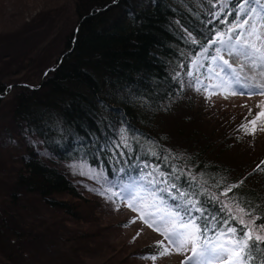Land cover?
<instances>
[{"label": "trees", "instance_id": "16d2710c", "mask_svg": "<svg viewBox=\"0 0 264 264\" xmlns=\"http://www.w3.org/2000/svg\"><path fill=\"white\" fill-rule=\"evenodd\" d=\"M217 1L77 0L79 22L67 50L42 83L21 85L25 89L16 97L14 121L27 138L39 141L20 159L9 205L36 197L50 210L83 221L78 207L61 197L86 199L56 166L74 160L102 173L110 184L143 168H158L170 186L176 185L169 199L175 210L188 217L187 200L204 209V215L189 212L201 229L207 227L203 239L226 231L225 221L243 230L223 204L234 214L237 204L245 209L255 228L264 224V171L241 174L225 164L214 151L226 139L205 135L207 145L192 139L189 148H173L164 125L182 101L191 63L223 31V21L214 19ZM8 88L0 83V98ZM232 185L238 186L228 191ZM179 192L186 195L181 198ZM2 209L0 242L12 241L22 252L24 230L13 227L17 222ZM253 256L249 264H264V250Z\"/></svg>", "mask_w": 264, "mask_h": 264}, {"label": "rangeland", "instance_id": "374dc122", "mask_svg": "<svg viewBox=\"0 0 264 264\" xmlns=\"http://www.w3.org/2000/svg\"><path fill=\"white\" fill-rule=\"evenodd\" d=\"M230 1L218 0L216 19L224 13L229 14L226 9ZM76 2L0 0V83L9 85L7 93L0 98V226L4 207L8 217H13L18 223L13 227L19 226L24 230L22 233L26 236L20 241L19 248L28 264H182L186 256L191 255L190 250L181 254L167 241L164 245L169 247V255L155 261L145 259L157 255V242L164 238L144 223L141 212L129 207L134 203L129 197L130 188L142 196H147L148 190L156 191L160 197L170 192L171 186L163 183L165 180L157 168L140 171L130 181L110 184L102 173L82 162L57 163L56 166L86 199L77 202L67 195L61 197L78 207L83 221L50 210L32 196L17 206L9 205L20 159L27 146L33 147V143L39 141L36 137L27 138L14 121L16 97L25 89L21 85L36 87L42 83L47 71L67 50V41L79 22ZM261 4L264 3L257 4L252 0L237 6L231 28L214 39L219 37L225 43H212L211 47L216 49L214 54H209L211 47L199 54L190 67L191 79L184 86L182 101L175 105L172 114L166 115L164 121L168 142L173 148H189L192 139L207 145L205 135L218 137L217 142L226 139L214 151L215 155L241 174L256 170L258 165L264 167L261 164L264 161V131L260 130L264 128V94H261L264 93V83L251 78L253 72L264 73V61L256 60V66L249 67L251 61L243 56L238 59L230 56L227 49L243 51L242 45L254 39L248 35L253 25L264 37V9H261ZM251 8L257 11L250 12ZM245 19L249 23L238 27ZM256 43L264 51V44ZM217 49L220 50L219 55ZM219 56L232 64L231 77L225 74L229 70ZM203 63H206L205 71ZM221 68L225 71H220ZM217 72H220L219 76ZM235 76H239V83ZM203 86L205 93H202ZM233 90L245 94L231 95ZM188 118L192 123L187 124ZM242 124L246 125L247 133L254 134L241 130ZM229 144L232 147H227ZM159 189H167V192ZM114 192L119 195H113ZM139 203L137 200L135 205ZM157 203L161 212L173 210L164 199L162 204L159 200ZM244 220L248 221L245 217ZM227 239L220 237L211 243H224L230 247ZM3 242H0V264H23V258L19 257L22 252H17L13 242Z\"/></svg>", "mask_w": 264, "mask_h": 264}, {"label": "snow or ice", "instance_id": "6c2138e0", "mask_svg": "<svg viewBox=\"0 0 264 264\" xmlns=\"http://www.w3.org/2000/svg\"><path fill=\"white\" fill-rule=\"evenodd\" d=\"M248 0H245L247 3ZM255 3L260 4V0H254ZM243 9V5H241ZM261 9H264V4H261ZM250 12L255 13L257 10L255 8L249 9ZM249 21L245 19L242 21L238 27H243L245 24H248ZM249 36H253L252 41H246L241 50L233 51L231 48L227 49L230 56H234L237 59L240 56H243L246 60L251 61L249 67L256 66V60L264 61V51L261 50V47L257 46L256 41H260L261 44H264V37L260 35L255 25L252 26ZM224 44L225 41L218 37V40L212 41L215 43ZM240 41L237 40V44ZM219 49L217 53L219 55ZM219 59L222 61V64L229 70L225 72L226 75L230 77L233 75L232 64L228 59H224L223 56H219ZM220 71H225V68H221ZM217 76L220 75V72L216 73ZM239 76H235V81L239 83ZM217 87V86H214ZM231 95L245 94L243 92H237L235 90L230 92ZM264 94V93H261ZM227 98V97H225ZM241 130L247 133L246 125H241ZM264 131V128L260 129ZM264 165V161L261 162ZM256 170L264 171V168H261L259 165ZM155 183V182H150ZM167 184V180L163 181ZM242 183V181H241ZM238 185H232L229 187L228 191H231L233 187ZM172 188H175L176 185L172 184ZM160 192H167V189H159ZM171 195V193H168ZM227 195V193H222ZM113 195H119V193H113ZM186 195L184 192H179V196L183 198ZM129 197L133 200V204H130L129 207H132L134 211L141 212V219L148 227L152 228L154 231H157L164 239L157 242V247L159 249L157 255L151 257H145V259H151L155 261L158 257H163L169 255V247L164 245V241L168 242L169 246L175 248V250L183 254L186 250H190L191 255L186 256L182 264H249V261L254 259L253 254L259 249L258 245L264 244V224L260 225L258 228L252 227L254 224L255 218L251 216L245 209L240 208L237 204L234 209L230 208L227 204L222 205V210L227 213L230 219H234L238 224L242 226V231L236 227L229 226V222L225 221L224 226L226 231L220 233V237H228L227 245L221 243L219 245L212 244L211 241L204 239L201 242V236L205 234L208 229L205 227L201 229L199 225L195 223V218L190 217L186 222L183 221V218L179 215V212L174 210H168L167 212H161L160 204L157 203L159 200L160 203H163V198L158 196L156 191L148 190L147 196H142L136 189L130 188ZM172 199H176L175 196ZM215 199V197H213ZM139 200L140 203L135 205V202ZM186 204L191 205L190 208H186L185 212L196 211L200 212L201 215H204V209L202 207H197V201L187 200ZM135 205V206H134ZM179 208V205L175 206ZM244 216H248L249 220L246 222ZM212 219H215L213 217ZM218 237V239L220 238ZM190 246V247H189Z\"/></svg>", "mask_w": 264, "mask_h": 264}, {"label": "bare ground", "instance_id": "6f19581e", "mask_svg": "<svg viewBox=\"0 0 264 264\" xmlns=\"http://www.w3.org/2000/svg\"><path fill=\"white\" fill-rule=\"evenodd\" d=\"M251 78L254 80H258L261 83H264V73H262V71L251 73Z\"/></svg>", "mask_w": 264, "mask_h": 264}]
</instances>
